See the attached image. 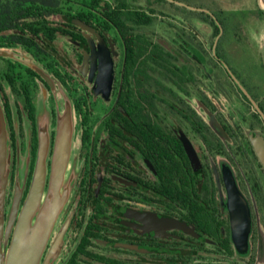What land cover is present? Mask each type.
<instances>
[{
	"label": "flooded vegetation",
	"instance_id": "flooded-vegetation-1",
	"mask_svg": "<svg viewBox=\"0 0 264 264\" xmlns=\"http://www.w3.org/2000/svg\"><path fill=\"white\" fill-rule=\"evenodd\" d=\"M65 1L0 33L18 57L0 56L1 249L31 186L40 119L48 191L65 96L76 174L38 264H264V40L239 33L254 6Z\"/></svg>",
	"mask_w": 264,
	"mask_h": 264
},
{
	"label": "water",
	"instance_id": "water-1",
	"mask_svg": "<svg viewBox=\"0 0 264 264\" xmlns=\"http://www.w3.org/2000/svg\"><path fill=\"white\" fill-rule=\"evenodd\" d=\"M264 1V0H263ZM0 56L13 58L12 54L0 50ZM50 85L51 79L38 67H32ZM41 117V116H40ZM74 116L68 99L63 96L57 108L56 133L48 191L44 192L46 175V158L50 141L46 122L40 119L39 148L31 186L15 227L10 247L3 251L0 246V264H38L40 254L50 234L56 214L75 177L74 164H70V156L74 142ZM6 135L0 112V175L3 174L5 160ZM263 150L260 148V152ZM2 183L0 200L2 199ZM1 232V223H0Z\"/></svg>",
	"mask_w": 264,
	"mask_h": 264
},
{
	"label": "rangeland",
	"instance_id": "rangeland-1",
	"mask_svg": "<svg viewBox=\"0 0 264 264\" xmlns=\"http://www.w3.org/2000/svg\"><path fill=\"white\" fill-rule=\"evenodd\" d=\"M208 1L209 0H184V3L188 4L190 7L198 8V7H206L208 4ZM227 1L224 2V4L221 3L222 7L233 9L237 11V14H240L241 12L244 13L246 11H249L250 8L254 6L251 9V13L248 12L250 15H247L248 18L245 20V24H243L242 26V23H241L239 33L241 36L243 35L244 38H249V40H251L252 43H253V40H264V13L261 16H259V18H258V15H256V13L252 14V10L257 11V6H259L260 10H263L262 12H264V6L261 3V0H232L231 2L230 0H227ZM5 52L12 54V56L15 58H18L15 52L6 51V50ZM24 61L27 64L30 63L26 60ZM245 65L246 64L244 62L241 63L242 67H245ZM60 101L62 100L60 99L59 102ZM40 116L43 117L44 115H40Z\"/></svg>",
	"mask_w": 264,
	"mask_h": 264
},
{
	"label": "trees",
	"instance_id": "trees-1",
	"mask_svg": "<svg viewBox=\"0 0 264 264\" xmlns=\"http://www.w3.org/2000/svg\"><path fill=\"white\" fill-rule=\"evenodd\" d=\"M65 3V0H0V33L13 28L16 21L32 9L40 11L48 5L57 7ZM15 41L0 39V47L10 46Z\"/></svg>",
	"mask_w": 264,
	"mask_h": 264
}]
</instances>
